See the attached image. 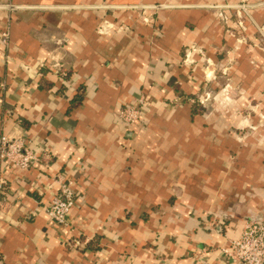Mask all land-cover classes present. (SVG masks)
Wrapping results in <instances>:
<instances>
[{
  "label": "crops",
  "instance_id": "1",
  "mask_svg": "<svg viewBox=\"0 0 264 264\" xmlns=\"http://www.w3.org/2000/svg\"><path fill=\"white\" fill-rule=\"evenodd\" d=\"M7 28L0 132L52 158L4 171L0 264H238L222 249L264 218V0H0Z\"/></svg>",
  "mask_w": 264,
  "mask_h": 264
},
{
  "label": "built area",
  "instance_id": "2",
  "mask_svg": "<svg viewBox=\"0 0 264 264\" xmlns=\"http://www.w3.org/2000/svg\"><path fill=\"white\" fill-rule=\"evenodd\" d=\"M240 27H244L241 20H237ZM101 30V28H100ZM0 42L8 47L10 44V30L0 31ZM210 98V93L200 97L198 101L204 104ZM149 102L142 95L133 103L122 105L117 109L119 122L124 126H143L144 114L149 110ZM52 158V152L33 143L24 136H10L0 132V220L2 212L9 204V184L4 177L8 165L21 169H30L35 164ZM60 188L54 195L46 210L54 222L61 225L70 223L71 210L75 206L78 196L75 182L72 178L61 177ZM76 245L81 241L75 240ZM226 260L238 264H264V218H249L245 221L240 234L231 239L228 246L222 249Z\"/></svg>",
  "mask_w": 264,
  "mask_h": 264
},
{
  "label": "water",
  "instance_id": "3",
  "mask_svg": "<svg viewBox=\"0 0 264 264\" xmlns=\"http://www.w3.org/2000/svg\"><path fill=\"white\" fill-rule=\"evenodd\" d=\"M249 218H253V219H263L262 216H252V217H249ZM249 218H248V219H249Z\"/></svg>",
  "mask_w": 264,
  "mask_h": 264
},
{
  "label": "rangeland",
  "instance_id": "4",
  "mask_svg": "<svg viewBox=\"0 0 264 264\" xmlns=\"http://www.w3.org/2000/svg\"><path fill=\"white\" fill-rule=\"evenodd\" d=\"M210 99V98H209Z\"/></svg>",
  "mask_w": 264,
  "mask_h": 264
}]
</instances>
